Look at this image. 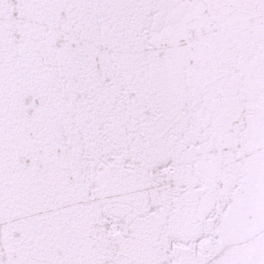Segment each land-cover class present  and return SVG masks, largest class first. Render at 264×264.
I'll return each mask as SVG.
<instances>
[{
    "label": "snow or ice",
    "instance_id": "1",
    "mask_svg": "<svg viewBox=\"0 0 264 264\" xmlns=\"http://www.w3.org/2000/svg\"><path fill=\"white\" fill-rule=\"evenodd\" d=\"M0 264H264V0H0Z\"/></svg>",
    "mask_w": 264,
    "mask_h": 264
}]
</instances>
